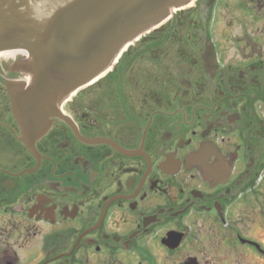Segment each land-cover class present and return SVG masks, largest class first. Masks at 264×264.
Instances as JSON below:
<instances>
[{
	"label": "flooded vegetation",
	"instance_id": "obj_1",
	"mask_svg": "<svg viewBox=\"0 0 264 264\" xmlns=\"http://www.w3.org/2000/svg\"><path fill=\"white\" fill-rule=\"evenodd\" d=\"M121 49L32 109L31 57H0V264H264V0Z\"/></svg>",
	"mask_w": 264,
	"mask_h": 264
},
{
	"label": "water",
	"instance_id": "obj_2",
	"mask_svg": "<svg viewBox=\"0 0 264 264\" xmlns=\"http://www.w3.org/2000/svg\"><path fill=\"white\" fill-rule=\"evenodd\" d=\"M191 0H0V53L26 50L21 70L33 76L20 101L45 102L102 74L120 49L171 8ZM33 95V96H32ZM24 108V109H27Z\"/></svg>",
	"mask_w": 264,
	"mask_h": 264
},
{
	"label": "bare ground",
	"instance_id": "obj_3",
	"mask_svg": "<svg viewBox=\"0 0 264 264\" xmlns=\"http://www.w3.org/2000/svg\"><path fill=\"white\" fill-rule=\"evenodd\" d=\"M190 4H192V2H190ZM14 53L15 52H2V53H0V57L1 58H9L11 56H14L15 55Z\"/></svg>",
	"mask_w": 264,
	"mask_h": 264
},
{
	"label": "rangeland",
	"instance_id": "obj_4",
	"mask_svg": "<svg viewBox=\"0 0 264 264\" xmlns=\"http://www.w3.org/2000/svg\"><path fill=\"white\" fill-rule=\"evenodd\" d=\"M0 62H2L1 59H0Z\"/></svg>",
	"mask_w": 264,
	"mask_h": 264
}]
</instances>
